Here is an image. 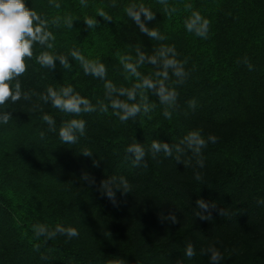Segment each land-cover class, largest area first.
<instances>
[{
    "label": "trees",
    "instance_id": "trees-1",
    "mask_svg": "<svg viewBox=\"0 0 264 264\" xmlns=\"http://www.w3.org/2000/svg\"><path fill=\"white\" fill-rule=\"evenodd\" d=\"M25 3L49 22L55 40L52 49L36 44L34 57L25 58L22 91L37 95L0 106V112L12 115L7 125L0 124V264H212L208 254H201L210 246L221 253L217 264H264V0H85L86 7L81 0ZM100 10L112 21L97 16ZM145 12L155 19L147 21ZM136 16L165 39L145 35ZM68 17L71 28L64 23ZM57 18L59 24H53ZM85 18H96L98 27L87 28ZM204 22L207 38L195 31ZM168 47L187 73L177 83L169 70L163 81L178 93L170 119L159 98L145 89L136 90L135 100L113 97L137 105L146 100L154 105L147 114L121 122L111 107L99 110L101 102L110 103L106 82L117 89L139 82L125 71L121 57L134 63L137 50L153 56ZM73 50L105 65L106 77L85 74ZM42 51L66 56L70 68L59 59L55 69L41 67L35 56ZM138 71L153 81L163 79L149 63ZM49 86H71L97 110L78 117L63 113L39 98ZM46 114L56 121V132L48 130ZM74 118L86 121L85 135L74 145L63 144L59 129ZM192 130L205 139L217 137L202 149L203 168L192 166L195 158L189 166L177 163L175 153L156 159L149 153L146 168L133 167L132 154L125 151L134 142L146 150L154 140L178 144ZM84 149L92 156H83ZM194 171L203 179L195 180ZM84 173L96 184L83 179ZM112 176H124L133 185L127 194L116 193L117 206L99 191V181ZM197 199L216 204L211 220L196 217ZM220 209L227 214L219 215ZM172 213L178 223L162 219ZM34 225L75 228L79 235L58 234L45 243ZM189 243L196 253L191 258L185 255Z\"/></svg>",
    "mask_w": 264,
    "mask_h": 264
},
{
    "label": "clouds",
    "instance_id": "clouds-1",
    "mask_svg": "<svg viewBox=\"0 0 264 264\" xmlns=\"http://www.w3.org/2000/svg\"><path fill=\"white\" fill-rule=\"evenodd\" d=\"M161 2V0H160ZM83 6H87L85 0H81ZM59 8V4L54 5ZM97 16L103 18L105 21H112L111 16L103 10L98 11ZM147 21L155 19L151 13H144ZM140 23L141 30L145 35L152 39L163 40L165 37L161 36L156 30H148L143 23L139 21V16L134 17ZM199 19V18H197ZM59 24V18L52 22ZM68 28L72 27V18L68 17L64 21ZM84 23L89 29L98 27L96 18H85ZM189 30L193 29V25H188ZM196 34L207 38V22L195 29ZM55 36L49 30V22L42 19L41 16L32 8H29L25 0H0V106L5 105L7 101L15 104L20 100H30L33 95H37L35 91H22L20 84V77L26 73V60H31L34 57V46L39 44L47 49L54 47L52 41ZM71 56L79 61L84 68L85 74H90L99 79H104L107 74L106 66L97 61H88L78 51L73 50ZM176 52L172 47L162 48L157 55L147 56L137 50V59L133 63L131 57H121V63L126 72L135 77L139 82L132 89H117L111 82L105 83L106 95L109 104L100 103L99 110L107 112L111 107L114 114L118 116L121 122H126L130 118H135L138 114L143 112L149 113L154 105H150L146 100L142 105L129 104L126 101L114 98L115 93L117 97L126 96L128 100L136 99V90L145 89L151 90L159 98L161 105H164L163 115L166 118H171L172 112L170 109L174 108L177 102L178 93L174 89L165 86L163 81L169 79V70L171 74L177 78V83H183L187 73L184 71L183 64L175 59ZM59 59L60 64L68 69L70 65L66 56H56L49 51H42L35 56L36 63L41 67L55 69L56 60ZM144 63H149L156 66L157 71L155 75L162 77V80L153 81L150 78L144 77L138 68ZM251 69V66L249 65ZM39 98L45 103H51L53 108L60 110L63 113L78 117L83 113H92L96 111V107L92 103L76 93L71 86L61 87L58 90L49 86L46 94L39 93ZM190 108H195V101L188 102ZM12 119L11 112L5 110L0 112V124L7 125ZM44 122L48 125L50 132H56V121L49 115L43 116ZM86 132V121L83 119H71L63 124L59 129V138L63 144L74 145L77 143L79 137L84 136ZM43 138L44 133L41 132ZM208 142L216 143L217 137L209 134L205 139L199 130H192L188 132L178 144H168L163 141L154 140L149 148L145 147L139 142H134L126 148L127 154H132L131 163L133 167H147L144 163L145 157L151 154L153 159L163 153L166 157H173L177 163H183L185 166L192 165V160L195 158V165L199 168L204 167V161L201 158L202 149L205 148ZM191 153V156L187 154ZM81 154L86 157H91L92 152L88 149L81 151ZM126 158H129L128 156ZM93 166H98V162L93 160ZM194 179L200 181L203 179V174L199 171H194ZM83 179L87 180L89 184H96V178L88 173H84ZM133 190V185L124 176H112L99 181V191L102 196L107 197L114 206L118 205L116 193L121 192L127 194ZM197 209L196 217L201 220H211L212 210L216 209V204L212 202L209 204L204 199L196 200ZM202 210V211H200ZM224 209L219 210V215H226ZM162 219H168L171 223H178V219L174 213L168 217L162 216ZM34 233L37 238L45 237V243L48 240L55 238L58 234L67 235L73 238L79 235L75 228H65L57 225L54 229H49L45 225H34ZM39 248V245L36 246ZM194 246L189 243L186 246L185 255L191 258L195 255ZM201 254H208L212 264H217L222 259L221 253L215 247L208 249H201Z\"/></svg>",
    "mask_w": 264,
    "mask_h": 264
}]
</instances>
